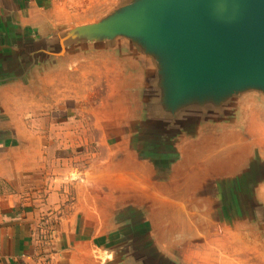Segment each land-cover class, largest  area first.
<instances>
[{
  "label": "water",
  "instance_id": "1",
  "mask_svg": "<svg viewBox=\"0 0 264 264\" xmlns=\"http://www.w3.org/2000/svg\"><path fill=\"white\" fill-rule=\"evenodd\" d=\"M63 3L0 0V157L25 144L17 103L95 85L105 158L68 264H227L155 214L180 192L205 239L264 264V0ZM221 143L237 159L212 170Z\"/></svg>",
  "mask_w": 264,
  "mask_h": 264
},
{
  "label": "crops",
  "instance_id": "2",
  "mask_svg": "<svg viewBox=\"0 0 264 264\" xmlns=\"http://www.w3.org/2000/svg\"><path fill=\"white\" fill-rule=\"evenodd\" d=\"M68 107L57 105L43 113L51 119L39 125L31 122L27 126L16 112L25 144L14 157H0V264H68V239L72 241L87 185L96 176V161L85 169L72 163L78 156L54 150L58 139L68 138L71 129L82 125L67 115ZM46 128L54 135L44 134ZM86 133L89 131H84V138Z\"/></svg>",
  "mask_w": 264,
  "mask_h": 264
},
{
  "label": "rangeland",
  "instance_id": "3",
  "mask_svg": "<svg viewBox=\"0 0 264 264\" xmlns=\"http://www.w3.org/2000/svg\"><path fill=\"white\" fill-rule=\"evenodd\" d=\"M81 3L82 0H66L63 4L69 6ZM82 85L73 89H60V91L57 92V96L54 98L55 100L53 99L54 102L52 101V105H50L51 103L43 104L34 102H26V104L17 103L16 112L20 116L22 122H25L27 126L31 122H34L35 125H39L42 124L41 122L45 121L46 118L47 121L51 119L50 115L47 113H49L55 106L68 104L67 115L73 116L74 120H79L82 125L77 126L76 129H71L68 138H64L63 140L58 139L55 146L56 149L54 150H68L70 155L78 156L79 159L72 160V163L81 167L84 165L85 169L88 168L90 162L93 163L96 161L97 177V173L103 168L102 162L105 158V149L97 141L98 135L97 140L95 138L97 134L96 130L92 127L88 128L89 121L92 118L90 108L97 100V88L91 82ZM54 104L56 105L54 106ZM22 112H24V116L26 117H23ZM45 112H47L46 115H42ZM76 121H73L72 125H75ZM56 130L60 131V128H56ZM84 131H89V133H86V138L83 136ZM44 134L49 136L54 135L50 133V128H46ZM77 135H79V137H77ZM42 140L46 139L42 138ZM88 174L92 175L94 173L93 171H90ZM170 211L172 219L177 224L176 233L190 239L193 242L194 247L201 253L217 256L223 259L227 264H249L244 258L229 253L225 246H222L220 242L207 240L203 237L202 227H200L194 208L187 204L182 205L179 200H177ZM188 226L190 228H188ZM51 227V230L54 229V226ZM54 234L56 235L57 233H54L53 231V235ZM53 238H57V236H54ZM67 246L69 254V248L72 246L71 238L68 239ZM54 248L55 244L53 245V249Z\"/></svg>",
  "mask_w": 264,
  "mask_h": 264
},
{
  "label": "bare ground",
  "instance_id": "4",
  "mask_svg": "<svg viewBox=\"0 0 264 264\" xmlns=\"http://www.w3.org/2000/svg\"><path fill=\"white\" fill-rule=\"evenodd\" d=\"M240 148L241 147L239 146V149ZM213 155L214 156H218V160L214 161L210 165V168L212 170H214V169H223V168L227 169L237 159V155H234L233 157L230 156L229 149L227 147L224 148V144L223 143H221V149L218 150V152H215ZM180 169H181V171H183L182 168H180ZM177 200H179V202L182 205H184V204L186 205L187 200H186V196H185L184 192H180V194H178L175 197V199H173V198H162V199H160L159 202H158V206L160 207V210H156L155 214H160L164 210L165 207H168V209H169V207H174V204L176 203ZM196 217H197V219L199 221L200 227H202L203 224H204V220L203 219L200 220L197 215H196ZM188 228H190V227L188 226ZM222 246H224V245L222 244Z\"/></svg>",
  "mask_w": 264,
  "mask_h": 264
}]
</instances>
